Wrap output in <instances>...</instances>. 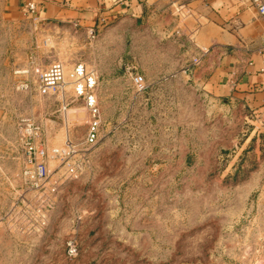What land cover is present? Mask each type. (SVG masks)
I'll list each match as a JSON object with an SVG mask.
<instances>
[{"label": "rangeland", "instance_id": "rangeland-1", "mask_svg": "<svg viewBox=\"0 0 264 264\" xmlns=\"http://www.w3.org/2000/svg\"><path fill=\"white\" fill-rule=\"evenodd\" d=\"M191 1L108 6L81 22L45 14L79 0L0 1V264H264V111L203 83L205 47L184 33ZM53 61L61 91L19 88ZM78 63L97 78L100 116L85 152L88 115L67 78ZM25 119L37 145L76 146L47 161L38 189L21 174Z\"/></svg>", "mask_w": 264, "mask_h": 264}, {"label": "crops", "instance_id": "crops-1", "mask_svg": "<svg viewBox=\"0 0 264 264\" xmlns=\"http://www.w3.org/2000/svg\"><path fill=\"white\" fill-rule=\"evenodd\" d=\"M90 1L79 0V5L72 9L50 5L45 14L55 19L74 16L81 22L91 12L95 14L108 6L117 12L122 8L142 10V6L152 3V0ZM187 5L192 9L188 10L184 33L193 47H208L198 68L203 83L217 98L236 99L264 111L263 20L243 0H192Z\"/></svg>", "mask_w": 264, "mask_h": 264}, {"label": "built area", "instance_id": "built-area-1", "mask_svg": "<svg viewBox=\"0 0 264 264\" xmlns=\"http://www.w3.org/2000/svg\"><path fill=\"white\" fill-rule=\"evenodd\" d=\"M248 6L255 9L257 15L264 22V0H244ZM34 4H30L33 10ZM208 49H201V53H207ZM26 72V71H25ZM69 85L73 91L74 98H80L84 108L87 111L88 121L85 136L83 139V151H87L95 145L98 140L100 129V116L95 95L97 78L95 74L86 68L84 64H75L68 74ZM66 74L62 63L58 61L51 62L47 68L38 72L34 78L25 79L19 84V88L30 91L34 90L39 94H47L50 90L59 89L60 91L66 84ZM131 81L136 90L144 87V80L140 74H133ZM61 114L66 117L69 109V99L63 92H60ZM18 143L22 149L23 167L22 177L33 188H41L47 178L48 160L65 161L71 153L76 152V146L67 140L62 147H45L37 145V141L42 135L39 126H36L31 120L25 119L19 124ZM72 170V168H70Z\"/></svg>", "mask_w": 264, "mask_h": 264}]
</instances>
